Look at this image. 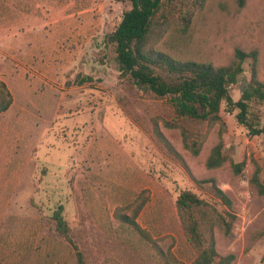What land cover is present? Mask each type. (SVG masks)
<instances>
[{"label":"rangeland","instance_id":"obj_1","mask_svg":"<svg viewBox=\"0 0 264 264\" xmlns=\"http://www.w3.org/2000/svg\"><path fill=\"white\" fill-rule=\"evenodd\" d=\"M128 8L127 0H0V80L12 95L0 113V264H76L54 227L58 205L87 264H167L115 217L140 202L137 223L170 264H188L195 252L175 207L181 190L235 216L229 234L214 229L218 255L264 264V194L251 183L255 165L264 182V131L250 133L222 104L223 154L244 166L239 173L228 161L208 168L218 125L178 118L168 99L119 76L106 35ZM158 14L181 23H171L156 49L216 65L235 48L255 50L264 77V0L243 8L234 0H163ZM251 63L245 58L228 88L234 101ZM255 109L264 128V102ZM181 126L206 131L197 155L184 148Z\"/></svg>","mask_w":264,"mask_h":264},{"label":"trees","instance_id":"obj_2","mask_svg":"<svg viewBox=\"0 0 264 264\" xmlns=\"http://www.w3.org/2000/svg\"><path fill=\"white\" fill-rule=\"evenodd\" d=\"M203 0H200L202 2ZM247 0H234L238 8H243ZM129 8L124 10L114 29L106 35V42L113 47L120 77H130L134 84L150 91L160 98L169 100L175 115L198 124L211 127L218 125L217 141L212 145L205 165L217 168L228 161L235 173L244 166V160L234 162L223 154V134L226 124L221 116V106L228 112L237 110V123L252 134H259V114L256 105L264 102V77L259 75L257 52L235 48L229 60L220 65L210 61L181 58L155 48L157 40L171 23H181L173 16L159 19L163 0H127ZM173 19V20H172ZM184 20V16L181 18ZM252 59L250 78L243 88L239 99L233 100L229 86L237 82L243 71L245 58ZM12 103V95L6 84L0 80V113L5 112ZM155 134L162 140L159 128L154 126ZM182 144L193 155H197L206 138V131L199 127L193 129L181 126ZM251 183L256 192L264 194V182L259 180V166L255 165ZM216 196L227 207L231 201L222 189L215 186ZM143 202L136 204L131 214L115 211V217L138 232L152 247L158 250L161 258L170 264L168 252L158 248L154 240L137 223L136 216ZM130 206H127L129 208ZM175 207L180 226L186 241L195 252L188 264H232L235 255H218L215 248L214 229L229 234L235 216L229 212L223 215L209 201L190 190H181L175 199ZM52 220L58 234L72 246L76 264H87L83 251L75 243L70 226L63 216V207L58 205L52 212Z\"/></svg>","mask_w":264,"mask_h":264}]
</instances>
